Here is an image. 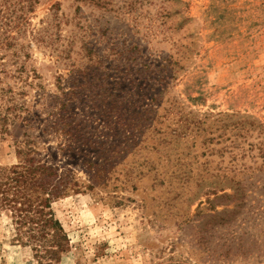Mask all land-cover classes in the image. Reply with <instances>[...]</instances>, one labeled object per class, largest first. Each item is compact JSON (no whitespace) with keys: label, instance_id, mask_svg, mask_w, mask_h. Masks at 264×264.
Segmentation results:
<instances>
[{"label":"rangeland","instance_id":"obj_1","mask_svg":"<svg viewBox=\"0 0 264 264\" xmlns=\"http://www.w3.org/2000/svg\"><path fill=\"white\" fill-rule=\"evenodd\" d=\"M23 28L0 166L31 147L76 182L58 264H264V0H38ZM32 254L0 213V264Z\"/></svg>","mask_w":264,"mask_h":264},{"label":"trees","instance_id":"obj_2","mask_svg":"<svg viewBox=\"0 0 264 264\" xmlns=\"http://www.w3.org/2000/svg\"><path fill=\"white\" fill-rule=\"evenodd\" d=\"M36 2L38 0H4L0 3V48L11 44L12 29L18 34L25 30V11L31 10ZM4 91L7 90H0V99ZM14 152L18 160L6 167L0 166V213L9 219L14 239L30 248L36 264H58L69 239L57 224L53 204L76 182L69 181L67 176L57 177L56 168L37 161L31 147L16 145ZM214 177L215 184L221 186L218 191L223 193L224 184L239 183L233 175L215 173ZM73 190H77L76 187Z\"/></svg>","mask_w":264,"mask_h":264}]
</instances>
